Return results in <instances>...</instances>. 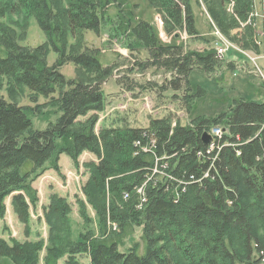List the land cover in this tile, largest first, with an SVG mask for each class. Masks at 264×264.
Returning <instances> with one entry per match:
<instances>
[{"label": "trees", "instance_id": "1", "mask_svg": "<svg viewBox=\"0 0 264 264\" xmlns=\"http://www.w3.org/2000/svg\"><path fill=\"white\" fill-rule=\"evenodd\" d=\"M192 1L151 0V4L168 22L184 25L190 36L204 43L200 50L161 43L150 22L131 19L129 0H67L59 8L57 0H3L0 4V19L14 13L34 16L48 47L59 55L58 61L48 65L46 44L32 49L21 46L12 28L0 23V76L11 92L7 98L0 94V218L9 198L19 220L27 224L39 200L37 177L49 169L59 173L61 154L76 166L86 151L94 159L83 162L89 178L82 193L87 198L94 192L108 193L104 205L95 210L119 233L141 228L140 242L124 250L119 249V241L89 236L63 248L59 241L51 242L44 249L43 264H56L62 255H67V264H81L76 259L81 253L89 264H264V100L233 98L225 111L196 115L188 124L177 119L173 125L172 116L178 111L168 109L150 117L146 126L127 124L124 117L123 123L110 122L97 131L98 114L110 101L101 85L113 67L104 66L97 51L65 53L66 33L78 37L85 30L97 32L107 8L115 4L116 25L109 37L130 39L127 47L136 53L133 69L150 70L152 77L163 74L136 81V89L142 94L153 92L156 99L178 96L176 108L189 112L194 100L206 93L202 88L192 91L191 70L209 74L221 65L209 46L210 38L198 32ZM219 1L223 6L230 0ZM233 1L237 15L246 18L252 0ZM210 12L220 28L229 25L223 12ZM250 32L245 36L247 44L253 45ZM145 49L149 55L143 53ZM66 62L88 71L92 78L86 75V82L80 80L78 76H85L82 71L74 78L65 77L58 68ZM225 65L235 70L233 61ZM13 86L28 89L33 106L12 100ZM125 89L137 94L129 84ZM38 97L46 98L57 115L44 129H33L30 118L42 106L37 104ZM215 126L221 135H211L204 144L202 133ZM45 209L48 220L55 216L63 220L70 210L66 199L56 194L50 195ZM42 249L41 238L21 242L0 237V256L14 264H39Z\"/></svg>", "mask_w": 264, "mask_h": 264}, {"label": "rangeland", "instance_id": "2", "mask_svg": "<svg viewBox=\"0 0 264 264\" xmlns=\"http://www.w3.org/2000/svg\"><path fill=\"white\" fill-rule=\"evenodd\" d=\"M2 1L0 0V4ZM57 1L58 8L65 7L67 4V0ZM207 1L194 0V3L192 1L195 25L200 34L210 38L209 46L215 50L217 57L221 59V65L220 68L209 74L197 68L191 70L188 80L192 91L196 92L198 88H202L206 93L194 100L189 112L176 108V106L178 107V96H175L177 97L175 100L169 99L170 97L156 99L153 92L142 94L136 89L138 88L136 81L160 78L163 74L152 77L150 70L133 69L136 53H131L130 47H127L130 39L127 42L126 37H122L124 41L119 36L109 37L110 28L113 27V24L116 25L115 13L118 8L115 4L109 5L107 8V16L97 32L85 30L78 33L81 42H78L76 34L72 36L66 33L64 35L66 54L71 53L70 50L76 52L85 49L97 51L102 64L113 67L112 72L105 77L101 85L104 94L110 97V101L98 114L99 119L95 130L98 131L101 125H107L110 122L123 123L124 121L121 120L124 117L125 122L132 126H146L150 117H159L170 109L179 112L172 116L174 118L171 120L173 125L175 122L177 123V119L182 124H188L191 122V118L196 115L214 116L225 111L233 98L264 100V0H252V10L244 19L237 15L233 0L228 1L226 5L223 3V6L219 0H212L209 4ZM126 4L132 12L131 19L150 22L161 43H180L184 50H200L205 47L204 43L187 33L184 25L178 27L171 20H169L171 23L168 22L162 11H158L155 9L156 6L151 4V0H129ZM210 9L215 15L223 12L226 20L230 22L229 25L220 28L214 21ZM0 23L5 28H12L16 42L21 46L32 49L40 44H46L48 48L46 62L48 65L58 61V53L53 51L50 46L48 47L47 37L34 16L22 13L5 14L0 19ZM247 30L251 31L253 45L247 44L248 41L245 36ZM142 51L149 55L147 49ZM228 61H233L235 64L234 71L226 69L225 64ZM58 70L67 78L78 76L79 71L85 72L73 66L71 62L62 64ZM249 74L255 76L249 80L245 77ZM84 75L83 77L78 76V78L85 82L86 75L89 77L88 79L92 78L88 71ZM169 75L170 73H165L164 76L169 77ZM123 84L132 86L137 94L128 93L130 91L126 90V86ZM8 89L9 86H7L5 78L0 76V94L7 98L8 94L11 93ZM12 92L11 99L16 103L33 106V103L30 102L32 93L28 89L23 86H13ZM37 104H42V106L37 115L32 116L30 114L32 128L44 129L48 122L55 121L57 115L53 114L54 107L47 104L46 98L38 97ZM124 104L127 109H125L126 111L122 110L121 113L119 109ZM117 116L120 120H116ZM218 127L215 126L214 128ZM90 159H94V156L84 151L79 156L78 165L74 166L67 155L61 154L59 156V173L49 169L37 177L34 185L37 188L39 200L34 209L31 210L27 224L19 220L10 205V199L7 198L4 216L0 218V237L8 241L13 238L21 242L36 241L41 238L43 249L39 254V264H43L44 249L54 241H59V246L63 248L68 246L70 241H77L82 236L106 240L114 239L119 241L120 250H124L134 242H140V227H134L127 233H119L115 224L109 221L104 222L99 213L96 212L95 206L102 207L107 201V192L105 196L100 192H94V196L88 198L82 193L81 187L89 178V173L84 169L83 162ZM138 189L140 188H137V192ZM53 194L65 198L69 203L70 210L65 217H62L63 220H59L56 216L54 220L52 217L47 219L45 208L48 207L50 195ZM76 259L81 264H89L86 254H77ZM0 264H14V262L8 257L0 256ZM56 264H67V255H62Z\"/></svg>", "mask_w": 264, "mask_h": 264}, {"label": "built area", "instance_id": "3", "mask_svg": "<svg viewBox=\"0 0 264 264\" xmlns=\"http://www.w3.org/2000/svg\"><path fill=\"white\" fill-rule=\"evenodd\" d=\"M218 50H216V52H217ZM219 52V51H218ZM211 135L213 134L214 136H220L221 135V133H222V130L218 127V128H214V129H211V131L209 132ZM212 148H213V143H211L210 144V146H209V150L211 151L212 150ZM141 190L139 189V192H140Z\"/></svg>", "mask_w": 264, "mask_h": 264}, {"label": "water", "instance_id": "4", "mask_svg": "<svg viewBox=\"0 0 264 264\" xmlns=\"http://www.w3.org/2000/svg\"><path fill=\"white\" fill-rule=\"evenodd\" d=\"M211 139V136L207 132H203L201 136V140L204 144H207Z\"/></svg>", "mask_w": 264, "mask_h": 264}, {"label": "bare ground", "instance_id": "5", "mask_svg": "<svg viewBox=\"0 0 264 264\" xmlns=\"http://www.w3.org/2000/svg\"><path fill=\"white\" fill-rule=\"evenodd\" d=\"M213 135V134H212ZM142 200V199H141Z\"/></svg>", "mask_w": 264, "mask_h": 264}]
</instances>
